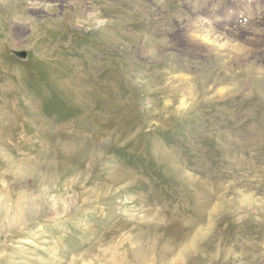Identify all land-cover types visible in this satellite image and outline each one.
<instances>
[{
    "label": "rangeland",
    "instance_id": "obj_1",
    "mask_svg": "<svg viewBox=\"0 0 264 264\" xmlns=\"http://www.w3.org/2000/svg\"><path fill=\"white\" fill-rule=\"evenodd\" d=\"M0 264H264V0H0Z\"/></svg>",
    "mask_w": 264,
    "mask_h": 264
},
{
    "label": "bare ground",
    "instance_id": "obj_2",
    "mask_svg": "<svg viewBox=\"0 0 264 264\" xmlns=\"http://www.w3.org/2000/svg\"><path fill=\"white\" fill-rule=\"evenodd\" d=\"M204 31H205V30H204ZM198 33H199V32H198ZM198 33H197V34H198ZM215 38H216V37H215ZM215 38L212 39V42H211V38H208V37H202L201 39H202L204 42H206V43H212L213 45H215V43H217L218 45L216 44L215 47H216V48L218 47L217 49L220 50V48H222L223 46L219 45V43H218V40H219V39L217 40V39H215ZM220 40H221V39H220ZM209 41H210V42H209ZM213 45H212V46H213ZM215 47H213L214 50L216 49ZM213 48H212V49H213ZM210 49H211V48H210ZM210 49H209V50H210ZM212 49H211V50H212ZM217 49H216V50H217ZM209 50H208V51H209ZM211 50H210V51H211ZM226 51H227V50H226ZM126 73H127V72H126ZM152 85H153V84H152ZM116 104H117V103H116ZM186 104H187V103H186V100H185V99H181V101H180V105H179V108H185V105H186ZM115 106H116V105H115ZM124 114H125V113H124ZM133 114H134V113H133ZM122 120H123V119H122ZM129 122H131V121H129ZM127 123H128V122H127ZM127 123H126V124H127ZM119 127H120V126H119ZM121 130H123V129H121ZM115 131H116V130H115ZM131 131H132V130H131ZM134 132H135V131H134ZM134 132H133V133H134ZM138 132H139V131H138ZM120 133H121V132H120ZM127 133H128V132H127ZM108 134H109V133H108ZM130 134H131V133H130ZM129 136H130V135H129ZM107 138H108V137H107ZM132 138H133V137H132ZM106 145H107V144H106ZM108 145H109V144H108ZM142 145H143V144H142ZM101 148H102V147H101ZM106 149H107V148H106ZM101 152H102V151H101ZM97 153H98V151L96 152V154H97ZM99 153H100V152H99ZM99 153H98V154H99ZM132 153H133V152H132ZM101 154H102V153H101ZM98 156H99V155H98ZM100 156H101V155H100ZM95 157H96V156H95ZM89 159H90V158H89ZM93 160H95V159H93ZM143 160H144V159H143ZM18 211H20V210H18ZM28 244L31 245V241H28Z\"/></svg>",
    "mask_w": 264,
    "mask_h": 264
},
{
    "label": "water",
    "instance_id": "obj_3",
    "mask_svg": "<svg viewBox=\"0 0 264 264\" xmlns=\"http://www.w3.org/2000/svg\"><path fill=\"white\" fill-rule=\"evenodd\" d=\"M14 56H15V58H17V59H19V60H21V61H25L26 58H27V55H26V53H24V52H17V53H14Z\"/></svg>",
    "mask_w": 264,
    "mask_h": 264
}]
</instances>
